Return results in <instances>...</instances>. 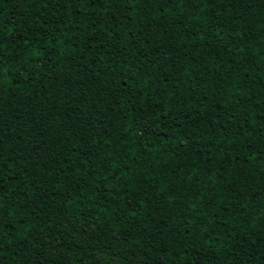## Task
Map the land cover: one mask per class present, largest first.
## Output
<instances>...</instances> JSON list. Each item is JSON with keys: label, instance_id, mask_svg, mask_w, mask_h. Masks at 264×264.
Masks as SVG:
<instances>
[{"label": "trees", "instance_id": "trees-1", "mask_svg": "<svg viewBox=\"0 0 264 264\" xmlns=\"http://www.w3.org/2000/svg\"><path fill=\"white\" fill-rule=\"evenodd\" d=\"M0 264H264V0H0Z\"/></svg>", "mask_w": 264, "mask_h": 264}, {"label": "snow or ice", "instance_id": "snow-or-ice-1", "mask_svg": "<svg viewBox=\"0 0 264 264\" xmlns=\"http://www.w3.org/2000/svg\"><path fill=\"white\" fill-rule=\"evenodd\" d=\"M137 2H138V0H137ZM150 2H151V0H150ZM0 39H2V37H0ZM0 58H2V57H0Z\"/></svg>", "mask_w": 264, "mask_h": 264}]
</instances>
